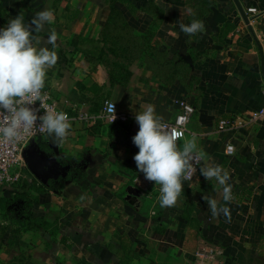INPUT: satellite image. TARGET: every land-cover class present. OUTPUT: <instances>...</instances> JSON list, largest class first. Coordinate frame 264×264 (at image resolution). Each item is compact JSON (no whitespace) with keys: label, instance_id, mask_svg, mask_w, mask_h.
I'll list each match as a JSON object with an SVG mask.
<instances>
[{"label":"crops","instance_id":"obj_1","mask_svg":"<svg viewBox=\"0 0 264 264\" xmlns=\"http://www.w3.org/2000/svg\"><path fill=\"white\" fill-rule=\"evenodd\" d=\"M239 1L249 24L235 0H0V28L18 14L54 12L46 29L59 60L44 89L63 108L98 111L112 99L131 116L73 123L60 143L37 138L68 175L47 185L27 169L20 184L0 185V264H192L202 238L224 248L222 264H264V120L219 129L264 106V0ZM193 19L206 31L187 36L179 22ZM181 99L196 112L178 145L194 134L200 167L229 171L230 220L212 217L202 197L223 203L222 187L200 167L169 208L136 168L135 114L152 104L172 120ZM129 186L142 190L134 201Z\"/></svg>","mask_w":264,"mask_h":264},{"label":"clouds","instance_id":"obj_2","mask_svg":"<svg viewBox=\"0 0 264 264\" xmlns=\"http://www.w3.org/2000/svg\"><path fill=\"white\" fill-rule=\"evenodd\" d=\"M54 21V12L45 8L36 11L30 21L18 14L0 28V137L6 141L14 143L26 135L42 134L60 143L71 133L72 121L68 114L44 104L47 73L59 60L55 51L57 35L46 29ZM179 28L187 36L206 31L204 22L197 19L188 24L181 20ZM42 33H47L46 38ZM37 101L39 108L35 107ZM41 109L43 115L39 114ZM108 111L114 121L115 105L110 104ZM134 118L139 126L132 137L139 149L133 157L136 168L145 181L160 186V206L174 207L184 191V181L191 180L196 166L205 160V153L198 149L194 134L178 145L180 134L156 113L152 104L137 112ZM199 171L205 180L215 179L222 187L223 203L202 197L212 217L223 215L230 220L227 205L234 196L229 171L216 163L205 164Z\"/></svg>","mask_w":264,"mask_h":264},{"label":"built area","instance_id":"obj_3","mask_svg":"<svg viewBox=\"0 0 264 264\" xmlns=\"http://www.w3.org/2000/svg\"><path fill=\"white\" fill-rule=\"evenodd\" d=\"M249 13H256V8H249ZM260 47L264 56V36L260 39ZM45 94L44 104L56 111H63L71 118L72 124L76 122L82 123H119L127 122L131 116L119 109L116 101L112 99L105 100L103 106L98 111H90L83 108L79 104H74L70 108H63L58 100L52 94L43 89ZM115 105L116 119L112 121V113L108 111L109 105ZM180 111L172 120H164L170 127L174 128L180 137L177 143L185 138L188 124L192 116L196 112V108L188 101L181 99L177 102ZM35 107H40V102L37 101ZM40 115H43V109L40 110ZM264 120V106L259 109L252 110L244 114H238L232 119H222L219 123V129L238 128L248 124H255ZM44 136L42 134L26 135L17 142H9L0 137V185H18L26 175L28 169L27 164L23 158V151L29 145L33 138ZM227 152L229 154L234 152V147L229 146ZM202 163V161H201ZM201 165V164H200ZM196 166V171L200 167ZM196 171L193 173L192 178ZM191 178V179H192ZM225 259L224 248L219 244L202 238L198 244V248L194 254L192 264H222Z\"/></svg>","mask_w":264,"mask_h":264},{"label":"water","instance_id":"obj_4","mask_svg":"<svg viewBox=\"0 0 264 264\" xmlns=\"http://www.w3.org/2000/svg\"><path fill=\"white\" fill-rule=\"evenodd\" d=\"M235 3L241 16L249 24L250 19L248 13L239 0H235ZM22 155L29 171L44 184L49 185L50 182L65 178L68 175L70 165L62 164L53 152L47 151L41 146V141L37 138L31 140ZM128 192V199L132 201L136 200L142 194V190L136 186H129Z\"/></svg>","mask_w":264,"mask_h":264}]
</instances>
